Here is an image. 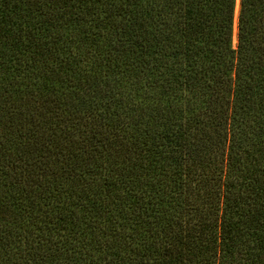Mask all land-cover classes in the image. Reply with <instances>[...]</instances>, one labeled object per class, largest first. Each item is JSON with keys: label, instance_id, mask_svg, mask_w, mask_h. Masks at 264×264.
<instances>
[{"label": "trees", "instance_id": "obj_1", "mask_svg": "<svg viewBox=\"0 0 264 264\" xmlns=\"http://www.w3.org/2000/svg\"><path fill=\"white\" fill-rule=\"evenodd\" d=\"M0 0V264H264V0Z\"/></svg>", "mask_w": 264, "mask_h": 264}, {"label": "rangeland", "instance_id": "obj_2", "mask_svg": "<svg viewBox=\"0 0 264 264\" xmlns=\"http://www.w3.org/2000/svg\"><path fill=\"white\" fill-rule=\"evenodd\" d=\"M239 10V0H233L232 26H231V47L235 48L237 34V15Z\"/></svg>", "mask_w": 264, "mask_h": 264}]
</instances>
